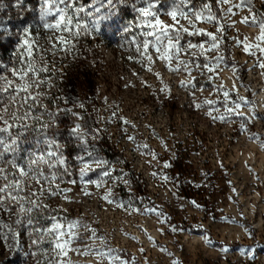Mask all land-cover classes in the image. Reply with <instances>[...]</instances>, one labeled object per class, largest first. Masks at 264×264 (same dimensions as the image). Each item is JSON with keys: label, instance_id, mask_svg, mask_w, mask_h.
I'll list each match as a JSON object with an SVG mask.
<instances>
[{"label": "rangeland", "instance_id": "1", "mask_svg": "<svg viewBox=\"0 0 264 264\" xmlns=\"http://www.w3.org/2000/svg\"><path fill=\"white\" fill-rule=\"evenodd\" d=\"M203 2L192 0L185 11L198 10ZM208 2L226 28L222 38L217 34L221 51L200 56L197 49L193 50L195 57L183 53L180 57L201 64L207 60L211 65L216 63L215 57H225L226 63L212 73L192 65V77L203 91L181 87V82L187 84L192 77L184 72L173 74L158 60L149 65L129 43L143 31L141 17L134 10V5L145 6L143 0L116 4L117 15L101 21L98 34L81 33L70 53L53 55L48 40H39L42 47L50 49L47 55L52 68L48 74L51 87L45 89L43 103L58 115L48 131L63 145L68 172L60 170L62 192L42 201L47 206L34 211V225L48 228L56 217L67 232L69 222L80 221L95 237L78 228L82 242L70 244L67 256H57L49 243L51 237L34 245L32 241L41 233L30 235L28 228L14 225L17 236L0 229V264H108L95 253L82 254L85 249H111L110 256L120 258L112 264H264V120L260 118L264 117V69L258 67L264 53L253 47L249 55L238 44L239 40L258 43L259 29L240 23L247 10L228 16L225 10L229 5ZM76 3L103 4L97 17L108 7L106 0ZM172 3L158 0V12L167 23L171 21L165 13ZM254 4L257 12L264 14V0H254ZM0 6V19L11 32L0 39V64L11 66L17 60L21 28L40 23L39 3L22 0L17 7L16 0H0ZM181 23L188 27L187 21ZM196 26L216 33L214 24L198 22ZM188 41L208 46L204 36L185 35L181 43L187 45ZM232 67H236L235 73ZM224 91L230 94L227 102ZM237 97L251 101L241 110L248 118L246 129L241 128L239 117L224 122L219 119L227 117L225 103L234 106L240 102ZM205 100L212 101V106L205 105ZM72 101L84 107L74 106ZM196 103L202 107L197 109ZM64 108H72L79 119L58 111ZM74 123L85 126L89 133L84 147L95 149V155L106 162L100 168L93 165L83 180L77 158L83 155L89 162L91 158L69 136ZM40 139L38 127L25 134L20 144L22 159L38 150ZM105 170L110 175H104ZM152 206L163 216L142 211ZM0 217L9 223L15 218L4 213ZM173 227L180 230L173 232ZM205 236L211 245L205 243Z\"/></svg>", "mask_w": 264, "mask_h": 264}, {"label": "snow or ice", "instance_id": "2", "mask_svg": "<svg viewBox=\"0 0 264 264\" xmlns=\"http://www.w3.org/2000/svg\"><path fill=\"white\" fill-rule=\"evenodd\" d=\"M127 2L128 0H106L107 10L97 17L96 13L101 12L103 4L101 7H96L91 4L87 6L77 5L76 0H38L39 25L22 27L17 34V60L11 66L0 64V213L7 214L10 218L15 217L11 219L10 223L0 217V229H6L13 236L19 235L14 225L28 228L30 235L41 233L39 238L32 241L34 245H39L45 237H51L49 243L54 245L53 250L57 256L61 254L67 256L68 250H71L70 244L78 240L82 242V238L76 231L78 228H83L85 232H89L90 237H95V232L90 231L88 226L80 221L69 222L67 224L68 231L65 232L63 230L65 225L60 223L56 217L52 218L56 222L48 228H38L34 225V211L47 206L42 201L51 196H59L62 192L58 184L61 179L60 170L63 169L64 173L68 172L67 160L61 151L63 145L56 140L55 133L50 136L48 131L57 122V112H53L50 105L43 103L47 97L45 89L51 87V75L48 74L51 73L52 68L48 64L47 53L50 49L53 55L58 51L70 53L75 48L74 41L78 42L81 33L89 36L94 33L98 34L100 22L117 15L115 5L126 4ZM217 2L221 5H229L225 10L228 16H236L240 11L247 10L248 15H245L240 23L258 27L259 35L256 40L259 42L253 45L239 40L238 44L243 45L244 51L249 55L252 54L251 49L253 47L264 53V14L257 12L254 0H238V3H233V0H217ZM21 3L22 0H16L17 7ZM191 3L192 0H173L171 10L165 13L171 23H167L161 18L157 7L158 0H143L145 5L143 7H135L134 5V10L141 17L139 27L143 31L138 34L139 39L134 37L129 43L134 46L135 52L149 65L158 60L163 62L167 70L173 74L184 72L192 77V65L212 73L221 64L226 63L223 55L215 57L216 63L214 65H211L207 60L203 64L198 63L196 59L181 60L182 53L195 57L196 53L193 50L197 49L200 56H205L207 52H220V38L226 31L225 25L220 23V18L213 11V6L208 0H204L198 10L185 11V7ZM89 8L91 11L88 10ZM2 10L3 8L0 6V11ZM86 18L89 19L86 20ZM182 21H187L188 27H184ZM198 22L214 24L216 33L198 28L196 26ZM230 26H234V24ZM217 34H220V38ZM185 35L207 37V48L204 44H196L191 41H188L187 45L182 44L181 41ZM4 36H11V32L7 24L0 19V39ZM42 38L48 40L50 49L40 45L39 40ZM130 59H134V57H130ZM135 62L140 63L141 61L136 60ZM173 64L176 67H173ZM258 67L264 69V60H261ZM147 70L152 71V68L148 67ZM231 70L233 73L237 71L236 67H232ZM156 76L160 78L159 73H156ZM181 87L190 91H203L198 87V81L195 80V77H192L187 84L181 82ZM229 95V92H223L225 102H227ZM237 99L240 102H234V106H227L225 103L227 117L220 116L219 119L224 122L226 119L231 121L234 116L239 117L241 128L246 129L248 118L242 116L241 110L248 106L251 101L244 97H237ZM72 103L74 106L84 107L82 103L78 105L75 101ZM203 103L209 107L213 104L212 101L207 100ZM194 106L197 109L202 107L200 103H196ZM58 111H63L79 119L72 108H64ZM208 114L212 116L211 112ZM212 118L217 119L216 116H212ZM260 118L264 120V117ZM37 127L39 128V136L42 137L37 141L40 147L38 150L27 154L26 159H22L20 144L23 142L25 134L36 131ZM84 127L80 123H74V126L69 129V136L78 141L82 147L89 143L87 140L89 133L84 130ZM129 139L133 138L130 137ZM262 145H264V141H262ZM84 151L86 156L91 158V162L83 155L77 158L82 164L80 177L82 180L93 165L100 168L106 163L95 155V149L89 151L87 147H84ZM153 158H155L154 154ZM164 166L170 167L168 164ZM104 175H110V173L105 170ZM153 175L156 174L153 173ZM65 198L67 199V196ZM103 199H108V197H103ZM108 202L111 203L112 201L108 200ZM192 203L196 204L195 201ZM196 206L199 207V205ZM142 211L145 214H154L157 218L163 216V213L155 206ZM166 219L160 222L164 223ZM179 230L172 228L173 232ZM62 237H68V239L61 240ZM204 239L205 243L211 245L212 241L207 236ZM101 243L104 242L101 241ZM222 250L228 251L227 248ZM111 251V249H85L82 254L95 253L102 260H108V264H112V261L120 258L110 256ZM162 251L166 252L167 250L162 249ZM49 264H55V261H50ZM121 264H125V262L121 261ZM173 264H179V262L173 261Z\"/></svg>", "mask_w": 264, "mask_h": 264}]
</instances>
